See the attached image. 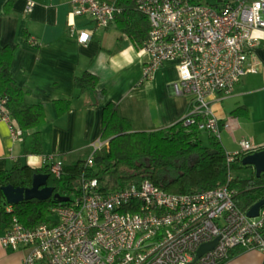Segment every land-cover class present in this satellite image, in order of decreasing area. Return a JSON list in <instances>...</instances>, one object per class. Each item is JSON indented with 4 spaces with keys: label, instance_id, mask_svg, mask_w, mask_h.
Instances as JSON below:
<instances>
[{
    "label": "built area",
    "instance_id": "built-area-1",
    "mask_svg": "<svg viewBox=\"0 0 264 264\" xmlns=\"http://www.w3.org/2000/svg\"><path fill=\"white\" fill-rule=\"evenodd\" d=\"M71 2L74 15H87L93 23L94 29L79 31L80 42L109 26L118 10L114 0ZM33 5L30 1L27 9ZM140 7L151 25L139 48L148 56L142 81H152L157 70L174 64L178 72L174 89L191 105L184 122H196L194 115L199 114L198 127L219 138L213 96L229 94L246 74L258 71L250 58L261 43L258 32H264V0H222L219 5L140 0ZM0 121L8 126L11 156L16 157L22 140L5 99H0ZM103 145H93L87 166H93L94 152ZM259 148L242 139L239 149L225 151L226 162L230 166L239 154ZM41 156V164L49 163L59 177L63 161L51 154ZM233 174L229 167L228 179ZM55 212L53 223L34 227L14 218L0 233V242L25 250L23 264H221L235 248L264 252V204L257 215L248 216L236 205L227 184L180 193L144 178L103 191L97 177L83 174L80 194ZM215 238L217 244L196 258L200 245Z\"/></svg>",
    "mask_w": 264,
    "mask_h": 264
},
{
    "label": "crops",
    "instance_id": "crops-1",
    "mask_svg": "<svg viewBox=\"0 0 264 264\" xmlns=\"http://www.w3.org/2000/svg\"><path fill=\"white\" fill-rule=\"evenodd\" d=\"M30 1L34 5L29 11ZM92 27L89 16L72 13L71 0H0V44L14 48L12 74L17 84L28 90L29 100L45 102L46 119L39 126L44 153L63 163L86 157L93 145L106 143L102 138V111L108 101L118 104L133 130L168 126L185 116L191 106L174 89L177 68L176 77L167 75V68L173 64L165 65L152 81L144 82L148 56L131 38L111 23L96 30L87 42H80L79 31ZM258 34L261 43L250 58L258 71L246 74L229 94L213 96L212 107L221 132L231 134L237 144L232 148L242 139L264 145V32ZM31 40L36 44L32 46ZM85 70L97 74L98 87L105 90L96 104H91V95H75L74 77ZM57 99L72 100L63 114L57 113ZM235 109L241 112L236 114ZM11 144L8 126L0 121V170L9 169L14 162ZM41 158L30 155L27 161L40 166ZM68 158L71 161L65 162ZM221 264H264V252L244 249Z\"/></svg>",
    "mask_w": 264,
    "mask_h": 264
},
{
    "label": "trees",
    "instance_id": "trees-1",
    "mask_svg": "<svg viewBox=\"0 0 264 264\" xmlns=\"http://www.w3.org/2000/svg\"><path fill=\"white\" fill-rule=\"evenodd\" d=\"M188 1L219 5L205 0ZM114 2L118 10L112 23L140 48L151 26L148 14L140 7V0ZM13 58L14 48L0 44V99H5V106L18 126L22 140L21 151L14 157L12 166L0 170V186L11 183L27 187L31 185L34 173L46 172L48 184L59 196L8 204L0 189V233L12 225L14 218L26 227L53 223L56 207L70 204L80 194L83 174L97 177L103 191L118 190L144 178L168 191L180 193L227 184L234 193L236 205L245 212L264 199V173L257 174L251 164H244V153L236 156L228 166L225 150L213 134L209 133L211 141L205 145L200 136L202 129L198 127L201 115H194V123L186 124L183 116L165 127L133 130L130 119L120 113L114 101L103 106L102 138L106 143L94 152L92 167L86 165V157H79L64 163L62 173L57 177L50 171L49 163L29 164L28 156L46 155L43 132L39 127L46 119L45 102L29 100L28 90L17 84L12 74ZM98 83V75L89 70L75 75V95H91V104H96L105 94ZM71 103V99H57V113L63 114ZM234 112L241 111L235 109ZM229 167L234 172L231 179H228ZM242 250L244 248L232 250L231 255Z\"/></svg>",
    "mask_w": 264,
    "mask_h": 264
},
{
    "label": "water",
    "instance_id": "water-1",
    "mask_svg": "<svg viewBox=\"0 0 264 264\" xmlns=\"http://www.w3.org/2000/svg\"><path fill=\"white\" fill-rule=\"evenodd\" d=\"M222 0H217L221 2ZM242 162L244 164H251L256 173H264V147L259 148L253 152L244 155ZM49 174L46 172H36L32 176V183L30 186H15L11 183L0 186L5 197V203L13 204L24 199L38 198L48 199L51 196L58 197L59 193L54 192L55 188L48 184ZM264 204V199L254 203L248 210L247 215L252 217L259 213L260 207ZM218 238L211 241L204 242L197 250L196 258L201 256L206 251L212 249L217 244ZM195 258V259H196ZM191 261L189 264H193Z\"/></svg>",
    "mask_w": 264,
    "mask_h": 264
},
{
    "label": "rangeland",
    "instance_id": "rangeland-1",
    "mask_svg": "<svg viewBox=\"0 0 264 264\" xmlns=\"http://www.w3.org/2000/svg\"><path fill=\"white\" fill-rule=\"evenodd\" d=\"M209 3H215L217 2V0H205ZM219 3V2H217ZM174 65V64H173ZM167 75L169 78H172V77H176V67L174 65L173 66H169L167 68ZM236 85V84H235ZM190 112V111H188ZM220 132H221V128H220ZM200 136L202 138V141L205 145H209L210 144V136H209V131L206 130V129H202L201 132H200ZM220 140L221 138L222 139V144L225 148V151L229 152V151H234V150H237L239 149V145L236 147V148H232L233 146H236L237 144H235V139L233 136H231V134H228V135H225V134H222V132L220 133V136H219ZM225 137V138H224ZM225 139L227 141V143L225 142ZM104 141V140H103ZM65 162H70L71 160L66 159L64 160ZM23 255H24V251L17 248V249H13L9 246H5L3 244L0 243V264H21V261H22V258H23Z\"/></svg>",
    "mask_w": 264,
    "mask_h": 264
}]
</instances>
